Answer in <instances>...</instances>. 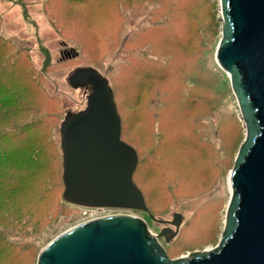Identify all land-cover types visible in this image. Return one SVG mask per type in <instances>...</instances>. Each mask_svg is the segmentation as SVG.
Segmentation results:
<instances>
[{
  "label": "rangeland",
  "instance_id": "374dc122",
  "mask_svg": "<svg viewBox=\"0 0 264 264\" xmlns=\"http://www.w3.org/2000/svg\"><path fill=\"white\" fill-rule=\"evenodd\" d=\"M220 18V0H0V34L28 50L45 90L35 107L46 112L37 132L44 146L41 197L29 191L30 180L0 185V201L12 206L0 209V264H36L64 232L115 215L142 219L157 235L165 228L158 221L180 214L178 235L169 244L160 239L171 260L219 245L229 176L246 136L229 77L216 60ZM80 67L110 82L124 138L139 157L134 181L154 220L62 200L60 126L67 113L86 107L84 91L68 84ZM25 114L12 104L0 108L7 129Z\"/></svg>",
  "mask_w": 264,
  "mask_h": 264
},
{
  "label": "water",
  "instance_id": "95a60500",
  "mask_svg": "<svg viewBox=\"0 0 264 264\" xmlns=\"http://www.w3.org/2000/svg\"><path fill=\"white\" fill-rule=\"evenodd\" d=\"M222 30L216 51L228 75L246 136L230 173L231 194L219 245L171 260L160 243L178 235L183 217L161 220L175 228L153 235L142 219L115 215L78 225L51 241L36 264H264V0H220ZM83 90L85 109L60 126L62 200L85 209L150 214L134 182L139 158L122 140V122L109 80L92 67L68 78Z\"/></svg>",
  "mask_w": 264,
  "mask_h": 264
},
{
  "label": "trees",
  "instance_id": "16d2710c",
  "mask_svg": "<svg viewBox=\"0 0 264 264\" xmlns=\"http://www.w3.org/2000/svg\"><path fill=\"white\" fill-rule=\"evenodd\" d=\"M72 1H78V4L86 2V0ZM44 91L30 62L28 50L17 49L12 42L0 34V108L3 109L12 104L24 109V112L28 114L24 121L14 122L16 124L9 129L6 128L9 123L0 119V185L2 183L24 185L26 180H30L34 184L29 191L40 197L42 183L41 175H38L37 171L40 172L42 166L44 146L37 132L42 129V119L46 112L42 114L35 104L39 103L40 97L44 101ZM25 107H28L27 110ZM122 140L133 147L124 138L123 130ZM31 202L33 203V200L26 202L29 209ZM0 203L2 210L12 207H6L1 201Z\"/></svg>",
  "mask_w": 264,
  "mask_h": 264
},
{
  "label": "flooded vegetation",
  "instance_id": "af4514ba",
  "mask_svg": "<svg viewBox=\"0 0 264 264\" xmlns=\"http://www.w3.org/2000/svg\"><path fill=\"white\" fill-rule=\"evenodd\" d=\"M164 226H165V228H171V226L168 225V224H164ZM164 242H165V241H164Z\"/></svg>",
  "mask_w": 264,
  "mask_h": 264
},
{
  "label": "bare ground",
  "instance_id": "6f19581e",
  "mask_svg": "<svg viewBox=\"0 0 264 264\" xmlns=\"http://www.w3.org/2000/svg\"><path fill=\"white\" fill-rule=\"evenodd\" d=\"M229 188H230V190H231V186H230V179H229ZM231 192V191H230ZM231 194V193H230Z\"/></svg>",
  "mask_w": 264,
  "mask_h": 264
},
{
  "label": "built area",
  "instance_id": "2783aa9c",
  "mask_svg": "<svg viewBox=\"0 0 264 264\" xmlns=\"http://www.w3.org/2000/svg\"><path fill=\"white\" fill-rule=\"evenodd\" d=\"M102 210V209H101ZM104 210V209H103Z\"/></svg>",
  "mask_w": 264,
  "mask_h": 264
}]
</instances>
